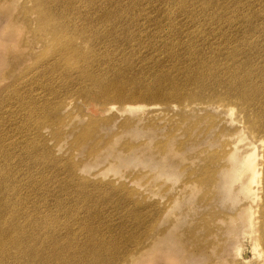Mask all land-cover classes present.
I'll return each mask as SVG.
<instances>
[{
  "label": "bare ground",
  "instance_id": "1",
  "mask_svg": "<svg viewBox=\"0 0 264 264\" xmlns=\"http://www.w3.org/2000/svg\"><path fill=\"white\" fill-rule=\"evenodd\" d=\"M229 1L230 5H219L217 0H22L31 5L27 10L23 4L17 6L18 0H0V51L11 50L12 45L6 44L13 42L16 48L28 49L27 60L33 59L35 64L52 60L48 63L50 67L63 63L64 69L70 66L78 69L80 63H87L88 71L106 65V78L94 80L99 92L81 90L90 104L98 99L151 100L163 95L181 102L186 96L182 90L198 89L199 105L214 107V115L220 120L214 125L219 130L214 135V144L219 143L225 149L217 169L221 180H214V184L231 189L235 185L243 194L240 209L232 217L239 226L232 231L239 232L241 237L249 234L264 237V212L256 216L257 208L264 207V0H254L262 6L258 9L250 3L244 6L245 10L223 16L225 10L242 0ZM171 6L175 7L174 13L167 14L173 12ZM17 8L33 40L22 38L15 43L5 37L14 31L18 35L14 15ZM113 19L122 22L114 24ZM174 20L177 22L173 23ZM110 26L117 30L133 29L146 39L153 37V33L144 32L149 26L162 31L171 28L172 35L187 38L180 47L189 53L178 55L180 47L175 51L166 44L145 43L156 51L164 47L163 53L168 55L156 58L158 54L153 51L143 54L139 38L137 42H127V38L125 41L117 37ZM104 43H110L114 56L99 49ZM82 44L91 48L88 54ZM175 59L174 73L165 70L166 64ZM137 60L153 63L150 82L149 67L137 66ZM16 82L0 90V97L6 92L10 94V99L2 104L13 102L23 112L30 109L32 117L38 112L33 107L38 106L25 101L22 90L14 89ZM91 107L96 111L94 105ZM7 115L8 120L0 117V264H68L75 258L91 256L94 258L89 259L97 264H105L103 257L114 251L121 238L130 235L127 220L117 223L108 218L96 220L98 228L102 222L106 230L114 228L107 236L93 228V206L87 204L86 214L78 219L79 228L84 223L83 234L78 237L79 231L57 208L66 211L71 204L64 196L92 194V199H100L101 195L87 189L100 186L77 176L74 165L62 166V160L46 146L39 126L27 128L26 121L19 119V114L10 113V108ZM225 115L230 118L226 120ZM103 121L104 118L95 119L94 123ZM105 187L119 199L117 192L121 191L110 183ZM120 189L126 191L124 187ZM126 198L132 204L129 209V212L133 209L132 228L144 220L139 211L143 204L131 201L127 195ZM124 204L120 202V206ZM154 206L150 204L151 212L150 207ZM62 219L68 221L63 223ZM174 235L168 230L159 241L165 238L170 241ZM127 252V248L122 251ZM164 254L161 252L158 258ZM122 260L126 264L146 261L143 254Z\"/></svg>",
  "mask_w": 264,
  "mask_h": 264
},
{
  "label": "rangeland",
  "instance_id": "2",
  "mask_svg": "<svg viewBox=\"0 0 264 264\" xmlns=\"http://www.w3.org/2000/svg\"><path fill=\"white\" fill-rule=\"evenodd\" d=\"M230 2L217 0L219 5H230ZM250 3L257 9L262 7L258 1L242 0L225 10L223 16H229L238 9L245 10L244 6ZM22 4L23 9L31 7L18 0L17 6ZM170 8L173 12L167 11V14L174 13L175 7ZM14 15L17 16L15 27L18 28V35L14 31L13 34L6 33L5 37L15 43L22 38L33 40L18 8ZM153 16L147 15L148 18ZM113 20L114 24L122 22ZM108 28L117 37L125 41L127 38V42H137L139 38L143 42L141 53L153 51L158 54L156 58L168 54L163 53L164 47L156 51L150 46L166 44L177 51L181 41L187 40L172 35L171 28L162 31L149 26L144 32L153 33V37L148 39L142 33L136 34L133 29ZM192 29L195 30V27ZM145 43L150 46H145ZM10 45L11 50L0 51V90L10 87L20 78L14 89L22 90L26 102L37 104L38 107L33 108L38 112L31 117L30 109L23 112L13 102L2 104L10 99V94L6 92L0 97V117L10 119L7 115L10 108V113L19 114L18 118L26 121L27 128L35 124L39 126L46 146L62 160V166L74 165L77 176L100 186L87 188L94 195H101L100 199H92V194L64 196L71 204L66 211L57 209L79 231L78 237L82 236L84 226L83 223L79 228L78 219L86 214V205L90 203L93 206L92 226L97 232L102 230L101 233L109 236L114 228L106 230L101 226L103 222L98 228L96 220L108 218L117 223L126 219L129 224L130 235L121 238L120 243L113 247L114 251L103 257L106 258L105 264H126L121 259H129L133 254H143L146 261L142 264H264V237L255 234L241 237L239 232L232 231L234 226H239L232 217L240 209L242 192L235 185L231 189V186L214 184V180H221L217 169L225 149L219 143L214 144V135L218 130L214 125L220 120L214 115V107L199 105L198 89L183 87L189 90H182L186 96L181 102L163 95L151 100L98 99L90 104L81 90L91 89V94H97L100 87L94 80L106 78V65L88 71L87 63H80L78 69L72 66L64 69L63 63L50 67L48 63L52 60L35 64L33 59L27 60L28 49L16 48L13 42L6 44ZM109 45L101 44L99 49L113 55L114 49ZM82 46L86 54L91 51L86 45ZM118 53L122 54V51ZM188 53L182 47L178 50V55ZM19 60L23 68L19 66ZM176 62V59L170 60L164 69L174 73L172 67ZM136 64L149 67L147 75L150 82L153 63L144 64L137 60ZM118 67L124 66L118 64ZM91 105L96 107V111ZM224 117L226 120L230 118L227 115ZM101 118H104L103 123H94L95 119ZM81 135L83 139L79 138ZM35 144L42 147L39 142ZM109 183L121 191L117 192L118 200L114 192L105 187ZM122 187L126 191L121 190ZM126 195L131 201L143 204L139 211L144 220L132 228L133 209L131 214L129 209L132 204ZM120 202H124V206H120ZM150 204L155 205L150 207L153 212L149 210ZM256 212V216H260L264 207L260 206ZM168 230L175 234L171 240L165 238L159 241ZM125 248L128 252L122 253ZM161 252L165 254L158 258ZM76 253L78 255L79 250ZM245 255L250 258H242ZM89 258L94 257L75 258L68 264H97Z\"/></svg>",
  "mask_w": 264,
  "mask_h": 264
}]
</instances>
